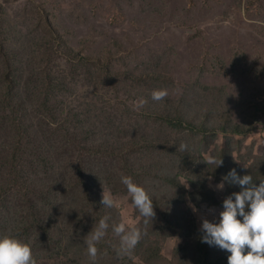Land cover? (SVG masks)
<instances>
[{
	"label": "rangeland",
	"instance_id": "374dc122",
	"mask_svg": "<svg viewBox=\"0 0 264 264\" xmlns=\"http://www.w3.org/2000/svg\"><path fill=\"white\" fill-rule=\"evenodd\" d=\"M233 168L264 179V0H0V234L36 264H93L104 215L94 264H228L199 227L240 190L215 187ZM121 220L141 231L130 255Z\"/></svg>",
	"mask_w": 264,
	"mask_h": 264
},
{
	"label": "clouds",
	"instance_id": "9594fccd",
	"mask_svg": "<svg viewBox=\"0 0 264 264\" xmlns=\"http://www.w3.org/2000/svg\"><path fill=\"white\" fill-rule=\"evenodd\" d=\"M150 94L153 100H161L167 91L153 89ZM139 103L143 104L144 100L140 99ZM186 148L184 142L178 146L179 150ZM204 161L217 163L218 166L223 162L222 159L217 161L215 157ZM120 181L126 186L131 203L147 223L148 218L155 215L149 193L143 185L135 182L131 175L121 174ZM225 181L239 185L240 190L224 198L218 222L202 218L199 227L200 240L210 246L215 245L227 250L230 253L227 257L228 264H264V179H260L256 184L250 174L239 175L233 168L215 187L223 189ZM100 203L111 208L117 206L118 201L103 187ZM193 210L195 211V208ZM109 227V217L101 216L84 236L87 253L93 264L97 257V242L105 237ZM111 231L119 236L117 255H130L141 238L140 229L126 224L123 220L112 223ZM0 264H36V261L27 242L5 233L0 234Z\"/></svg>",
	"mask_w": 264,
	"mask_h": 264
},
{
	"label": "trees",
	"instance_id": "16d2710c",
	"mask_svg": "<svg viewBox=\"0 0 264 264\" xmlns=\"http://www.w3.org/2000/svg\"><path fill=\"white\" fill-rule=\"evenodd\" d=\"M113 242L114 241H110V244H109V247L111 248V250L113 249V247H112V245H111V243L113 244ZM135 249H138V246H137V244H136V246L134 247ZM135 255H132V257H134ZM135 258V257H134Z\"/></svg>",
	"mask_w": 264,
	"mask_h": 264
}]
</instances>
